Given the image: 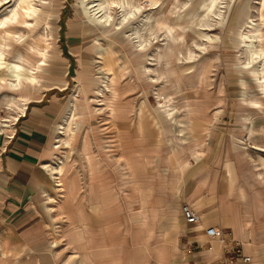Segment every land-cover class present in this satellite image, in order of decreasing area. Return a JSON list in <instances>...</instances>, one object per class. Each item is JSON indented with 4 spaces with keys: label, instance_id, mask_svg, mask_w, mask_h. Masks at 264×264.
<instances>
[{
    "label": "rangeland",
    "instance_id": "1",
    "mask_svg": "<svg viewBox=\"0 0 264 264\" xmlns=\"http://www.w3.org/2000/svg\"><path fill=\"white\" fill-rule=\"evenodd\" d=\"M75 92L44 162L60 163L65 191L37 195L63 264H87L70 240L81 221L110 223L116 264H139L195 183L227 186L230 205L242 185L264 195V0H0V137Z\"/></svg>",
    "mask_w": 264,
    "mask_h": 264
},
{
    "label": "crops",
    "instance_id": "2",
    "mask_svg": "<svg viewBox=\"0 0 264 264\" xmlns=\"http://www.w3.org/2000/svg\"><path fill=\"white\" fill-rule=\"evenodd\" d=\"M82 75L79 66L75 79L82 83ZM27 102H22L20 109ZM67 108L68 104L60 98L42 106H33L29 114L7 129V138L0 137V264H63L53 254V246L46 241V228L38 225L44 215L40 212L37 195L41 185L60 191L48 168L50 163L44 162L51 154V146L58 148L51 142L58 135L56 124L68 111ZM142 126L145 127L144 131ZM137 133L147 134L145 124L139 125ZM253 148L264 151L259 146ZM255 186L242 185L239 190L243 194L235 200L236 205H230L227 186H223L216 196L214 192L208 193V186L204 183H195L183 194L177 218L170 223L166 236L151 244L147 258L137 262L224 264V260L233 256L237 248L242 255L250 257V262L238 260L234 264H264V210L260 205L264 203V195L250 194ZM263 187L257 185L258 192ZM184 203L197 209L201 215L200 222H186L182 212ZM82 222L80 228L78 224L70 225V240L81 242L83 246L85 244L81 253L86 263L116 264L115 240L112 236L114 228L110 223L97 229L96 233L92 228V232L84 229ZM210 226L220 228L226 235V241L209 239L205 229ZM128 258V264H131L132 259ZM81 264H84V260Z\"/></svg>",
    "mask_w": 264,
    "mask_h": 264
},
{
    "label": "bare ground",
    "instance_id": "3",
    "mask_svg": "<svg viewBox=\"0 0 264 264\" xmlns=\"http://www.w3.org/2000/svg\"><path fill=\"white\" fill-rule=\"evenodd\" d=\"M136 9H134L133 11H130V14H133L135 13ZM108 15V14H107ZM101 18H104L105 22H108L110 19H109V16H105V15H102ZM83 76V75H82ZM24 76H19V80H28L29 83H33L35 82L36 79H28ZM30 80V81H29ZM74 101H72L71 104L68 105V111L65 113V115L63 116L62 118V121L59 123L58 125V131H57V134H66L67 133V125H68V122L70 119H74L75 118V113H74V110L76 109V103H75V99L77 98V95H76V92L74 95ZM18 105L16 104L17 102L14 101L12 104V106H16L17 109H20L21 108V104L22 102H27L29 101V99H24L20 96H18ZM25 104V103H24ZM23 104V105H24ZM3 127H8V124H4ZM58 135H56L57 137ZM60 141V139H59ZM59 146V145H58ZM59 160V159H58ZM57 160V161H58ZM48 168L50 169L52 175H53V178L56 180H61V176H63V173H62V166L60 165V163H56L54 161V163H50L48 164ZM57 186H62L63 185V182H59L58 184H56Z\"/></svg>",
    "mask_w": 264,
    "mask_h": 264
},
{
    "label": "built area",
    "instance_id": "4",
    "mask_svg": "<svg viewBox=\"0 0 264 264\" xmlns=\"http://www.w3.org/2000/svg\"><path fill=\"white\" fill-rule=\"evenodd\" d=\"M182 212H183V216H184L186 222L189 224H196V223L201 221L200 213L197 211V209L195 207H193L189 203L183 204ZM205 232H206V236L209 239L220 238L223 242L226 241L225 233L218 227L210 226V227L205 229ZM234 250H235L234 255L230 256L229 258H226L224 260V264H234L235 261H238V260H242L244 262H250L249 256L242 255L240 253L239 249H237V248H235Z\"/></svg>",
    "mask_w": 264,
    "mask_h": 264
}]
</instances>
